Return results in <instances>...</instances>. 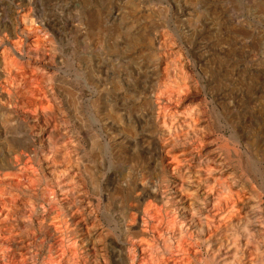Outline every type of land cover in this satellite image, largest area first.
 Instances as JSON below:
<instances>
[{
    "label": "bare ground",
    "instance_id": "obj_1",
    "mask_svg": "<svg viewBox=\"0 0 264 264\" xmlns=\"http://www.w3.org/2000/svg\"><path fill=\"white\" fill-rule=\"evenodd\" d=\"M23 1L29 2L32 0H23ZM222 1H224V0H222ZM259 2H260V0H259ZM21 4H24V3H21ZM26 6H27V4H26ZM250 6H251V4H250ZM191 7L192 6H190V8ZM214 7H216V6H214ZM256 7L259 9V11L261 13H264V1L257 3ZM28 8H29V6H28ZM29 9L28 10L26 9L25 11L21 12V14H19L20 16L17 15L18 16L17 19L12 18L14 20L12 21L11 27L9 28V30L11 29L10 36H9V38H6L7 40L4 41L2 47H0V94L2 95V98L0 100V109L2 110V111H0V144L3 145L4 151H5L3 154H5L7 156L6 160L3 158L6 161L4 163V165L2 166L3 168H0V264H26V259L27 258L29 259L28 253H27V248H28L27 246L31 243L37 248V250H40L44 247L43 245L46 241L48 242V247L46 248V254L43 257L42 261L38 262L40 264H98V256H99V254H101V253H99V248H101L100 242L102 241L101 240L102 237H101V233H100L101 229H102V225H107V227L110 228L109 225L111 222V218L109 216H107L108 213L106 215H104L103 210L105 209V212L108 211L109 207H110L109 201H112L118 197L117 188L115 186L114 181L112 179H111L112 182L109 180L111 182V184H110V187L108 188L107 195H106L107 199L104 203L103 202L104 196L102 193L103 191H101L100 182H99L100 181V179H99L100 175H98L99 174L98 168H97L98 165H97V163L94 165V162L89 160L85 155L86 146L90 141L85 146V144H84L85 142L82 139H79V133H78L79 130H78V132H76L75 128H74L75 130L72 129L71 131H69L67 128H62V126L65 125V123H64L65 122V118H64L65 114L66 113L68 114L69 112H70L69 117L71 116V120H73L72 121L73 123L74 122H76V123L81 122L80 124L83 125L84 120L82 122L79 111L77 109V102L76 101L79 99V97L77 96V94L72 92L73 87L71 89L67 85H62V87L60 88L59 86L61 85V83H60L61 80H57L56 78H54L56 75L54 77H53V75H51V73L52 72L55 73L54 71L56 70L54 64L59 63L58 61L60 60V58H59L60 56L59 57L57 56V54H58L57 52L59 50V48H57V40H58V35H60V34H58L57 31H55L53 29V27H52L53 25L51 26L52 28L49 27V25H48L49 23H47L44 20V18L42 17V15L39 14L38 8H37L38 11L36 9L35 10H31V9L29 10ZM212 9H214V8H212ZM258 9H257V11H258ZM195 11H193V12L196 13ZM16 12H18V11H16ZM130 12L132 13L133 11H130ZM224 14H225V12H224ZM258 14H259V12H258ZM133 15H135V14H133ZM192 16H193V14H192ZM13 17H15V16H13ZM89 17H91V15ZM95 17H97V15ZM100 19H102V18H100ZM100 19H99V21H100ZM135 19H139V17L135 18ZM205 19H207V18H205ZM83 20H84V18H83ZM85 20L88 21V19H85ZM78 21H80V19ZM89 21H91V20H89ZM89 21H88V23H89ZM146 21H147V19H146ZM80 22H83V21H80ZM194 22H196V21H194ZM6 23H7V21H6ZM52 23L54 24V22H52ZM77 23H79V22H77ZM84 23L86 24V22H84ZM138 23L139 22H137V24ZM156 23H157V21H156ZM75 24H76V21H75ZM96 24L97 23H95V25ZM143 24H144V22H143ZM219 24L220 23H218V25ZM211 25H210V27H212ZM147 26H149V24ZM163 26H161V27H163ZM64 27H62L63 30H64ZM86 27H87V25H86ZM136 27H137V25H136ZM77 28L79 29V27H77ZM91 28H93V27H91L89 25L88 30H93ZM214 28H215V26H214ZM229 28H227V29H229ZM142 29H143V31H141V32L139 31L140 34L134 38V42L142 44L143 46L150 48L151 51L153 52V56H157V52L159 50L161 51L162 48L159 46H158V48H155L154 47L155 46L154 39L151 38V36L148 34V32L146 31V28H142ZM72 31H74V30H72ZM96 31L98 32V30H96ZM132 31H137V30H132ZM165 31H164V33H165ZM181 31H182V29H181ZM189 31H190V29H189ZM202 31L200 33H202ZM89 32H91V31H89ZM89 32H88V34H89ZM100 32H99V34H101ZM175 32H177V31H175ZM78 33H80V32H78ZM167 33H169V32H167ZM184 33H186V32H184ZM85 34H87V33H85ZM176 34H178V33H176ZM190 34L192 35V33H190ZM1 35H2V33H1ZM162 35H163V33H162ZM95 36H97V35H95ZM128 36H130V35L128 34ZM90 37H91V35H90ZM92 37H93V35H92ZM170 37H172V36H170ZM208 37H209V35H208ZM252 37H254V36H252ZM100 38H101V36H100ZM243 38H246V36ZM66 39H68V37ZM102 39H103V37H102ZM160 39H162V36ZM233 41H234V39H233ZM82 42H83V40H82ZM94 42H96V41H94ZM99 42H100V40H99ZM160 42H162L161 46L165 45L164 40L160 41ZM204 42L209 43V41H204ZM262 42H264V41H262ZM84 43H85V39H84ZM97 43H98V41H97ZM167 43H168V40H167ZM172 43H174V42H172ZM244 43H245V41H244ZM90 44H92V43H90ZM107 44H108V42H107ZM59 45H58V47H60ZM67 45H69V44H67ZM61 46H63V45H61ZM91 46L93 48V45H91ZM91 46L89 48H91ZM94 46H96V45H94ZM201 46H203V45H201ZM177 47H179V46H177ZM60 48H62V47H60ZM73 48H74V46H73ZM107 48H109V47H107ZM113 48H112V50H113ZM123 48H125V47H123ZM134 48H136V47H134ZM82 49H85V48H82ZM82 49H80V50L82 51ZM194 49L196 50V48H194ZM252 49H254V48H252ZM262 49H264V45H262ZM60 50H62V49H60ZM123 50L125 51V49H123ZM256 50L254 52H257ZM75 51H76V49H75ZM113 51H115V50H113ZM127 51L129 52V50H127ZM131 51L134 53L133 50H130V52ZM85 52H87V51H85ZM138 52H140V50L137 51V54H138ZM163 52H164V50H163ZM250 52H252V50ZM68 53H70V52L68 51ZM82 53H83V51H82ZM178 53H179V51H178ZM260 53H261V55L264 54L261 51H260ZM87 54H89V51L87 52ZM125 54H126V52H125ZM184 54H186V53H184ZM247 54H250V53H247ZM253 54H251V55H253ZM65 55H67V54H65ZM255 55H256V53H255ZM158 56H160V55H158ZM175 56H177V55H175ZM205 56H207V55H205ZM256 56H258V55H256ZM262 56H264V55H262ZM134 57H135V55H134ZM170 57H172V56H170ZM185 57H187V56H185ZM214 57H216V55ZM230 57H232V55ZM243 57H244V55H243ZM253 57H255V56L253 55ZM256 58H258V57H256ZM63 59H64V57H63ZM170 59H172V58H170ZM180 59H178V60H180ZM199 59H201V58H199ZM212 59H213V57H212ZM214 59H216V58H214ZM232 59H233V57H232ZM92 60L93 59H91V61ZM169 60L166 57H164V55H163L161 57H158L154 61V69H155V73L157 75L156 80L154 81L155 82L154 86H152L153 87L152 93H154V100H152V101L149 100L147 104L142 103V106L144 105L143 108H145L144 111H142V112H144V113L146 112V117H147L146 123H145L146 127H144L146 137H147V138H145L146 139V145H145L146 148L145 149L147 150V152H144V153H145V155L148 154V157H146V158L148 159V162H150L149 164L152 165V169L154 170V171H152V172H154L152 177H158L159 173L163 174L164 177L162 176L160 181H157L156 184H154V183L157 179L154 182H150L148 184L149 186L147 185L145 187L143 184L139 183L140 185H138V183H135L132 191L130 190L131 192L128 191V192L123 193L122 195L119 193L121 195L120 199H122V198L126 199L129 196H131V198L134 199L133 202L135 201V203H137L141 199L146 200V201H144V203H145L143 205L144 208L142 207L143 210L139 211V210L135 209L133 212L132 211H130V212L125 211L126 214L123 215V225H122L123 226V229H122L123 232L122 233H124V235L127 238H129V241H128L129 247H127V246L125 247L126 248V252H125L126 255L121 257V264H146L147 263L146 259L151 260V261L153 260L154 264H193V263L195 264V262L196 263L199 262V257L201 256L199 250L202 247L204 248V251L209 256V259L211 261L210 264H264V237H262L259 234V232H261V231L259 229H257V221L252 218L253 215L255 217V214L257 212H259L260 215L262 217H264V201L261 200L262 202H259L257 205L255 202L256 200H260L261 195L264 194V136H262L260 138L259 136L255 135L254 133H253L254 135L251 136V127L254 128L253 125L252 126L245 125L242 128V126H240V125L236 126L233 124L232 119L230 118V115H229V111H231L229 109V107L231 104L229 102L227 103V111H225V104L224 103H226V102H224V103L222 102L223 101L222 98H224V97H222L221 96L222 94H219V92H218V89L220 88V86H219V84L216 85V84L212 83V77L208 76L209 74L207 75V73L209 72L208 70H206L207 66L205 64L201 63V65L197 66L196 71H198L199 73L201 72L200 76L204 77L205 83L206 82H208V83L203 84L202 80L198 81L199 78L195 79V80H197L200 83V84L199 83L198 84H199V88H200L201 92L203 93V96L205 97V99H204V97L202 96L204 99L205 105H209V108H208L209 111L207 114L209 115L211 122L207 119L210 122V124H205L204 120H203V114L205 113V111L199 106L200 105L199 104L200 99H199V101H197L198 103L191 102L190 97H192L191 96L192 92L190 91V89L193 87H191L192 83H189L190 86H188V84H187V82L190 79L187 80L185 78L187 80L186 83L183 80L181 81L179 79L178 80L180 82L179 81L177 82L175 80H170V78H171L170 76H172V75L169 76L170 73L169 74L167 73V71H169V70H163V72L160 71L161 73H159V68H160L161 63L164 62V65H166V67H167ZM190 60H192V59L190 58ZM248 60H249V58H248ZM173 61H174V59H173ZM260 61H261V59H260ZM60 62H61V60H60ZM149 62L150 61H148V63ZM212 62H213V60H212ZM223 62L221 61V63H223ZM227 62H228V60H227ZM258 62H259V60L256 63H258ZM111 63L114 64V62H111ZM151 63H152V60H151ZM143 64H144V62H143ZM216 64H218V63H216ZM80 65H82V64H80ZM149 65H147L146 68H148ZM188 65H189V63H188ZM207 65H208V63H207ZM210 65L211 64H209L208 66H210ZM180 66H181V64H180ZM81 67H83V66H81ZM166 67H165V69H166ZM121 68H123V67L121 66ZM162 68H163V66H162ZM226 68H227V66H226ZM259 68H260V66H258V69ZM70 69H72V68H70ZM99 69L100 68L98 67V70ZM119 69H120V67H119ZM119 69H118V71H119ZM230 69H232V68H230ZM262 70H264V69H262ZM87 71H89V70H87ZM94 71H95V69H94ZM124 71H125V69H124ZM175 72H176V70H175ZM61 73H63V72H61ZM95 73H97V72H95ZM127 73H128V70H127ZM217 73H219V71ZM235 73H237V72H235ZM56 74H58V73H56ZM86 74H88V73L86 72ZM93 74L94 73H92L91 75H93ZM183 74H184V72H183ZM62 75H64V74H62ZM94 75H96V74H94ZM116 75H118V73ZM175 75L177 76V74H175ZM185 75H186V72H185ZM115 76H113V77H115ZM180 76H179V78H180ZM113 77H112V79H115ZM183 77H184V75H183ZM220 77H221V75H220ZM117 78H118V76H117ZM222 78L224 79V77H222ZM116 79H115V81H116ZM241 80H242V78H241ZM117 81H119V80H117ZM226 81H227V79H226ZM111 82H114V81L111 80ZM152 82H153V80H152ZM256 82H257V84L264 82V72L258 73V78L256 79ZM119 83H120V81H119ZM193 83H194V81H193ZM215 83H217V82H215ZM100 84H98V85H100ZM84 85H86V84H84ZM92 85H94V84H92ZM244 85H245V83H244ZM240 86H241V84H240ZM100 87H102V86H100ZM216 87H219V88L216 89ZM237 87H238V85L236 86V88ZM246 87H247V85H246ZM242 88L246 89L245 87H242ZM257 88H259V87H257ZM244 89H243V91H244ZM248 91H249V89H248ZM201 92L199 91L200 94H201ZM252 92H254V91H252ZM91 93L93 94V91ZM126 93H127V91H126ZM238 93H239V91H238ZM256 93H258V92H256ZM100 94H102V93H100ZM110 94H113V93H110ZM122 94H125V93L123 92ZM253 94H255V93H253ZM58 95L61 96V100H59ZM102 95H104V94H102ZM228 95H231V94H228ZM228 95L226 96V98L228 97ZM80 96H83V95L81 94ZM193 97H194V95H193ZM260 97H258V98H260ZM88 98H90V96ZM113 98H115V97H113ZM207 98H209L210 100H208ZM131 100H132V98H131ZM261 100L264 101V96L261 97ZM80 101L78 100V102H80ZM230 102L232 103V101H230ZM81 103L82 102H80V104ZM197 104H199V105H197ZM254 104L256 105V103H254ZM261 104L264 105V103H260V105ZM126 105L127 104H125V106ZM139 106L135 105V107H139ZM90 107H89V109H90ZM113 107L115 108V106H113ZM232 107H233V105H232ZM98 108H97V110H98ZM236 108H238V107H236ZM243 110H244V108H243ZM80 111H82V109ZM252 111H253V109H252ZM138 112H140V110H137V109L134 110V113H138ZM94 113H96V112H94ZM104 113H106V112H104ZM82 114L84 115V113H82ZM128 114H129V112H128ZM262 114H264V113H262ZM110 115H112V113ZM114 115H116V113ZM118 115H120V113ZM87 117H89V116L87 115ZM252 117H253V115H252ZM240 118H243V117L240 116ZM250 118H249V120H250ZM262 118H264V116H262ZM91 119H93V118H91ZM117 120H118V118H117ZM122 120H124V119L122 118ZM87 121H88V123L90 122L89 120H87ZM262 121H264V120H262ZM102 122H103V120H102ZM102 122H100V123H102ZM104 122H105V119H104ZM115 122H116V119H115ZM237 122H238V124H240L239 120ZM254 122H252V123L254 124ZM84 123H87V122H84ZM257 123L258 122H256V124ZM133 124H134V122H133ZM262 124H264V123H262ZM78 125H79V123H78ZM229 125H232L233 129H230L231 127L229 128ZM241 125H242V123H241ZM135 126H136V123H135ZM67 127H68V125H67ZM72 127H74V126H72ZM84 127L82 126L83 129H84ZM209 127H212L214 132L218 134L217 138H215L214 140L210 139V137H209V135H210V132H209L210 128ZM91 128L94 130L93 127H91ZM107 128H108V126H107ZM126 128L128 129V127H126ZM129 128H130V126H129ZM135 128H133V129H135ZM130 129H132V127ZM261 129H262L261 132L264 133V128H261ZM98 130H101V129H98ZM132 131H135V130H132ZM94 132H95V130H94ZM105 132H107V131H105ZM124 132H125V130H124ZM255 132H258V131H255ZM259 133H260V131H259ZM114 134L116 135V132ZM108 137H109V134H108ZM220 140H222V142L219 144ZM117 141H119V140H117ZM104 143H105V141H104ZM118 143H120V141ZM128 144H129V142L127 143V145ZM95 145H96L95 143L91 142L89 146H90V148H92V147L95 148ZM112 145H109V146H112ZM121 145H123V144H121ZM125 145L126 144H124V147H125ZM212 145H215L216 149H214V148L211 149L210 146H212ZM89 146H87V147H89ZM115 146H114V148H115ZM124 147L121 146L120 154L122 156H125L128 158L129 155L126 154L127 151L124 149ZM0 149L2 150V148H0ZM103 149H104V147H103ZM109 150H111V149H109ZM217 151H219L220 153L225 151V155H224L225 159H223V157L221 155H217ZM105 152H107L106 149H105ZM97 153H96V155H97ZM138 154L139 153L137 152V156H138ZM111 155H113V154L111 153L110 156ZM131 155L130 156L132 158L136 157V155L134 157L133 152L131 153ZM102 157H104V156H102ZM125 157H123V159ZM139 158L140 157H138V159ZM97 161L99 162V159ZM116 161H117V159H116ZM230 161L238 162V164L242 168V171L244 172V175H245V178H244L245 181L244 182H242L240 180V178L236 176V174H235L236 171L229 169L228 162H230ZM123 162H124V160H123ZM130 162H131V160H130ZM144 164H145V161H144ZM149 164H148V166H149ZM232 164L233 163H231V165ZM236 164L234 163V165H236ZM100 166H101V164H100ZM139 167H141V166H139ZM103 168H101V169L104 170ZM132 169H135V168H132ZM5 170H9V173H8V171L6 173ZM141 172H143V171H141ZM137 173H139V172H137ZM14 177L15 178L17 177L20 180L12 179ZM3 178H6V180H8V181H6V182L3 181V180H5ZM7 178H9V179H7ZM133 179H134V177L132 178V182H133ZM140 179H141L140 180V182H141L143 177H141ZM168 181H169V183H168ZM138 182H139V180H138ZM120 186H122V184ZM125 186H127V185H125ZM125 186H123V188ZM247 186H250L251 190H249V192L247 191ZM164 188L170 190L169 191V192H171L170 198H168L167 196L166 197L164 196V193H166L163 191ZM102 190H104V189H102ZM15 191H17L18 194H20L22 196V198H19L18 197L19 195L15 196L14 195ZM202 200H204V201H202ZM172 203H173V205H174V203H176V207H172V205H171ZM245 204L249 205L248 206L249 211L247 210L249 212V214H247L246 210L244 209ZM135 206L133 208H135ZM137 206H138V204H137ZM120 207H122V206H120ZM115 209H116V207H115ZM114 214H116V213H114ZM112 216H113V214H112ZM262 226H264V225H261V227ZM118 230H119V228H118ZM130 237H132V239L134 238L135 240L132 242L130 240ZM165 237H167V238H165ZM107 239L109 241L110 246L116 245L115 242L113 241V239L111 240V239H109V237H107ZM172 241H175V243H174L175 245L170 244V243H172ZM122 242H124V241H122ZM104 245L106 246V244H104ZM102 252H103V250H102ZM118 254H119V251H118ZM36 257H37V253L32 254V258H33L34 262H36V260H37ZM203 259H204V257H203ZM205 259H204V261H205ZM201 262H202V260H201ZM35 264H37V262Z\"/></svg>",
    "mask_w": 264,
    "mask_h": 264
},
{
    "label": "rangeland",
    "instance_id": "obj_2",
    "mask_svg": "<svg viewBox=\"0 0 264 264\" xmlns=\"http://www.w3.org/2000/svg\"><path fill=\"white\" fill-rule=\"evenodd\" d=\"M33 1V2H32ZM29 2L23 1V0H0V47H2L4 41H6V38H9L11 29V23L14 19H17L19 14L21 12L28 10L29 8L31 10H37L39 14L42 15L44 20L49 23V27L57 31L58 34V40H57V48L58 54L57 56L60 58L58 61L59 63H55L54 66L56 70L55 73H51L54 78L57 80H61V85H67L71 89L73 87V93L77 94L79 97V101L77 102V109L79 111L81 120L84 123L83 125L80 124L81 122H72L70 112L65 114V127L62 126V128H67L69 131L72 129H76V132L79 130V139H82L86 144L88 143L90 145L91 142L95 143V148L87 144L85 149V155L86 157L94 162V165L97 163L98 165V175L100 179V187L101 191H103L104 200L105 203L107 199V191L110 187V184L112 180L115 183V186L117 188L118 197L112 201H109L110 207L109 210L105 212V209L103 210L104 215L108 213L107 216L111 218L110 222V228L107 227V225H102L101 229V237L102 241L100 242L101 248H99V256H98V264H121V257L126 255V246H128L129 238H127L124 233H122L123 229V215L126 214V212L134 211L136 210H143L144 208V200H139L137 203L134 199L129 196L128 198L120 199L121 195L125 192L132 191L134 188V184L138 183V185L143 184L144 187L147 186L150 182H154L156 184L157 181H160L161 177L164 175L159 173L158 177H152L154 171L152 169V165H150L148 162V154L145 155L144 152H147L145 149L146 145V133L145 128L146 127V112L144 111L145 108L143 104H147L148 101L154 100V93H152V86H154V81L156 80V73L154 69V61L158 58L164 55L169 62L168 66L164 65V62L161 63L159 68V73L163 72V70H169L167 73L172 76H170V80H183L185 83L187 80L188 86H190L189 83H192L191 87L189 88L192 92V97H190L191 102L198 103L205 113L203 114V120L205 124H210L211 119L209 115L207 114L209 111V105H205L203 96V93L201 92L199 88V80L203 81V84L205 83L204 77H201L197 70V66L202 64H205L207 66L206 70L209 72L207 73L208 76L212 77V83L220 86L216 87L218 89L219 94H222L221 96L224 97L223 103L225 104V111H227V103L229 102L231 105L229 109L232 111H229L230 118L232 119V122L236 126H242V128L245 125L254 126L251 127V136L257 135L260 138L264 136V133H262V129L264 128V105H260V103H264V101L261 100V97L264 96V82L257 84L256 79L258 78V73L264 72V54L261 55L260 51L264 53V49H262V45H264V13H261L259 9L256 7L257 3H260L264 0H32ZM82 1V2H81ZM194 1V2H193ZM226 1V2H225ZM247 1V2H246ZM253 1V2H252ZM211 2V3H210ZM24 3V4H21ZM32 3V4H31ZM193 3V4H192ZM248 5H247V4ZM27 4V6H26ZM217 4V5H216ZM251 4V6H250ZM256 4V5H255ZM31 5V6H30ZM34 5V6H33ZM132 5V6H131ZM208 5V6H207ZM212 5V6H211ZM23 6V7H22ZM29 6V8H28ZM36 6V7H35ZM136 6V7H135ZM190 6H192L190 8ZM207 6V7H206ZM216 6V7H214ZM219 6V7H218ZM222 6V7H221ZM249 6V7H248ZM253 6V7H252ZM201 7V8H200ZM214 8V9H212ZM254 8V9H253ZM29 9V10H30ZM42 9V10H41ZM131 9V10H130ZM187 9V10H186ZM196 13H194L193 11ZM211 9V10H210ZM227 9V10H226ZM258 9V11H257ZM186 10V11H185ZM18 11V12H16ZM130 11H133L132 13ZM138 11V12H137ZM152 11V12H151ZM216 11V12H215ZM254 11V12H253ZM188 12V13H187ZM193 12V13H192ZM201 12V13H200ZM210 12V13H209ZM225 12V14H224ZM227 12V13H226ZM259 12V14H258ZM95 13V14H94ZM206 13V14H205ZM58 14V15H57ZM91 17H89L90 15ZM99 14V15H98ZM125 14V15H124ZM130 16H129V15ZM135 14V15H133ZM152 14V15H151ZM193 14V16H192ZM211 14V15H210ZM218 14V15H217ZM221 14V15H220ZM18 15V16H17ZM44 15V16H43ZM78 15V16H77ZM86 15V16H85ZM94 15V16H93ZM97 15V17H95ZM140 15V16H139ZM209 15V16H208ZM258 15V16H257ZM15 16V17H13ZM99 16V17H98ZM223 16V17H222ZM62 17V18H61ZM139 19H135L138 18ZM153 17V18H152ZM199 17V18H198ZM202 19H201V18ZM227 17V18H226ZM14 18V19H12ZM85 19L91 20L88 21ZM102 18V19H100ZM122 18V19H121ZM129 20H128V19ZM207 18V19H205ZM215 18V19H214ZM258 18V19H257ZM49 19V20H48ZM80 19V22L78 21ZM100 19V21H99ZM143 19V20H142ZM147 19V21H146ZM194 19V20H193ZM198 19V20H197ZM201 21H200V20ZM230 19V20H229ZM56 20V21H55ZM141 20V21H140ZM176 20V21H175ZM186 20V21H185ZM7 21V23H6ZM11 21V22H10ZM62 21V22H61ZM74 21V22H73ZM76 21V24H75ZM130 21V22H129ZM132 21V22H131ZM139 22L137 24V22ZM157 21V23H156ZM196 21V22H194ZM206 21V22H205ZM233 21V22H232ZM54 22V24L52 23ZM65 22V23H64ZM79 22V23H77ZM86 22V24L84 23ZM135 22V23H134ZM144 22V24H143ZM174 22V23H173ZM179 22V23H178ZM194 22V23H193ZM206 24H204V23ZM68 23V24H67ZM95 23H97L95 25ZM142 23V24H141ZM156 23V24H155ZM162 23V24H161ZM201 25H200V24ZM214 23V24H213ZM218 23H220L218 25ZM228 23V24H227ZM233 23V24H232ZM72 26H71V25ZM140 24V25H139ZM149 24V26H147ZM212 24V25H211ZM53 25V26H52ZM76 25V26H75ZM87 25V27H86ZM89 25L93 28V30H88ZM129 27H128V26ZM137 25V27H136ZM164 25V26H163ZM172 25V26H171ZM185 25V26H184ZM210 25L212 27H210ZM218 25V26H217ZM226 25V26H225ZM241 25V26H240ZM52 26V27H51ZM60 26V27H59ZM65 26V27H64ZM67 26V27H66ZM75 26V27H74ZM100 26V27H99ZM135 26V27H134ZM141 26V27H140ZM163 26V27H161ZM215 26V28H214ZM221 26V27H220ZM228 26V27H227ZM257 26V27H256ZM56 27V28H55ZM64 27V30L63 28ZM79 27V29L77 28ZM230 27V28H229ZM239 27V28H238ZM249 27V28H248ZM7 28V29H6ZM67 28V29H66ZM77 28V29H76ZM101 28V29H100ZM126 28V29H125ZM130 28V29H129ZM134 28V29H133ZM142 28H146V31L151 36V38L154 39L155 42V48L161 47V51L159 50L157 52V56H153V52L150 48L143 46L142 44L135 43L134 38L137 37L141 31H143ZM168 28V29H167ZM177 28V29H176ZM209 28V29H208ZM229 28V29H227ZM61 29V30H60ZM71 29V30H70ZM98 30V32L96 30ZM137 31H132V30ZM140 29V30H139ZM142 29V30H141ZM182 29V31H181ZM190 29V31H189ZM231 29V30H230ZM59 30V31H58ZM67 30V31H66ZM74 30V31H72ZM83 30V31H82ZM125 30V31H124ZM163 30V31H162ZM166 30V31H165ZM171 30V31H170ZM203 30V31H202ZM212 30V31H211ZM229 30V31H228ZM241 30V31H240ZM248 30V31H247ZM250 30V31H249ZM4 31V32H3ZM72 31V32H71ZM76 31V32H75ZM91 31V32H89ZM93 31V32H92ZM95 31V32H94ZM101 31V32H100ZM140 31V32H139ZM154 31V32H153ZM165 31V33H164ZM173 31V32H172ZM177 31V32H175ZM188 31V32H187ZM202 31V33H200ZM206 31V32H205ZM228 31V32H227ZM234 31V32H233ZM259 33H258V32ZM80 32V33H78ZM89 32V34H88ZM99 32L101 34H99ZM169 32V33H167ZM186 32V33H184ZM251 32V33H250ZM2 33V35H1ZM66 33V34H65ZM87 33V34H85ZM163 33V35H162ZM172 33V34H171ZM178 33V34H176ZM183 33V34H182ZM192 33V35L190 34ZM195 33V34H194ZM65 34V35H64ZM72 34V35H71ZM128 34L130 36H128ZM135 34V35H134ZM167 34V35H166ZM189 34V35H188ZM221 34V35H220ZM257 34V35H256ZM4 35V36H3ZM62 35V36H61ZM77 35V36H76ZM91 35V37H90ZM93 35V37H92ZM97 35V36H95ZM124 35V36H123ZM176 35V36H175ZM181 35V36H180ZM201 35V36H200ZM209 35V37H208ZM235 35V36H234ZM251 35V36H250ZM259 35V36H258ZM87 36V37H86ZM89 36V37H88ZM101 36V38H100ZM162 36V39H160ZM172 36V37H170ZM237 36V37H236ZM240 36V37H239ZM246 38H243L245 37ZM254 36V37H252ZM3 37V38H2ZM5 37V38H4ZM68 37V39H66ZM95 37V38H94ZM98 39H97V38ZM103 37V39H102ZM125 37V38H124ZM165 37V38H164ZM168 37V38H167ZM185 37V38H184ZM191 37V38H190ZM214 37V38H213ZM62 38V39H61ZM75 38V39H74ZM85 43H84V39ZM91 38V39H90ZM100 38V39H99ZM157 38V39H156ZM190 38V39H189ZM195 38V39H194ZM206 38V39H205ZM230 38V39H229ZM238 38V39H237ZM242 38V39H241ZM259 38V39H258ZM5 39V40H4ZM66 39V40H65ZM93 39V40H92ZM106 39V40H105ZM132 39V40H131ZM170 39V40H169ZM197 39V40H196ZM234 39V41H233ZM83 40V42H82ZM91 42H90V41ZM100 40V42H99ZM159 40V41H158ZM165 45L161 46L163 41ZM168 40V43H167ZM177 40V41H176ZM184 40V41H183ZM218 40V41H217ZM240 40V41H239ZM254 40V41H253ZM66 41V42H65ZM69 41V42H68ZM72 41V42H71ZM96 41V42H94ZM98 41V43H97ZM157 41V42H156ZM171 41V42H170ZM204 41H209L204 42ZM216 43H215V42ZM220 41V42H219ZM223 41V42H222ZM238 41V42H237ZM245 41V43H244ZM257 41V42H256ZM59 42V43H58ZM62 42V43H61ZM82 42V43H81ZM102 42V43H101ZM108 42V44H107ZM174 42V43H172ZM218 42V43H217ZM229 42V43H228ZM233 42V43H232ZM236 42V43H235ZM61 43V44H60ZM87 43V44H86ZM92 43V44H90ZM101 43V44H100ZM106 43V44H105ZM129 43V44H128ZM262 43V44H261ZM60 44V45H59ZM69 44V45H67ZM79 44V45H78ZM87 46H86V45ZM98 44V45H97ZM101 46H100V45ZM116 44V45H115ZM133 44V45H132ZM184 44V45H183ZM192 44V45H191ZM239 44V45H238ZM251 44V45H250ZM254 44V45H253ZM58 45L60 47H58ZM63 45V46H61ZM74 48H73V46ZM93 45V48L92 46ZM96 45V46H94ZM129 45V46H128ZM136 45V46H135ZM141 45V46H140ZM190 45V46H189ZM203 45V46H201ZM206 45V46H205ZM211 45V46H210ZM84 46V47H83ZM91 46V48H89ZM100 48H99V47ZM127 46V47H126ZM136 48H134V47ZM179 46V47H177ZM200 46V47H199ZM221 46V47H220ZM247 46V47H246ZM70 47V48H69ZM109 47V48H107ZM114 47V48H113ZM117 47V48H116ZM125 47V48H123ZM129 47V48H128ZM132 47V48H131ZM138 47V48H137ZM172 47V48H171ZM204 47V48H203ZM85 48V49H82ZM98 48V49H97ZM115 50L113 51L112 50ZM128 48V49H127ZM141 48V49H140ZM174 48V49H173ZM196 48V50L194 49ZM206 48V49H205ZM249 50H248V49ZM254 48V49H252ZM259 48V49H258ZM261 48V49H260ZM62 49V50H60ZM76 49V51H75ZM82 49V51L80 50ZM125 49V51L123 50ZM181 49V50H180ZM189 49V50H188ZM201 49V50H200ZM252 52H250L251 50ZM257 49V50H256ZM66 50V51H65ZM80 50V51H79ZM112 50V51H111ZM121 52H120V51ZM123 50V51H122ZM129 50V52L127 51ZM130 50H133L134 53ZM140 50V52L137 51ZM164 50V52H163ZM211 50V51H210ZM241 50V51H240ZM257 52H254V51ZM68 51L70 53H68ZM89 51V54L87 52ZM101 51V52H100ZM167 51V52H166ZM173 51V52H172ZM179 51V53H178ZM200 51V52H199ZM227 51V52H226ZM229 51V52H228ZM235 51V52H234ZM62 52V53H61ZM79 54H78V53ZM92 52V53H91ZM123 52V53H122ZM126 52V54H125ZM223 52V53H222ZM60 53V54H59ZM67 55H65V54ZM128 53V54H127ZM159 53V54H158ZM178 53V54H177ZM186 53V54H184ZM219 53V54H218ZM239 53V54H238ZM246 53V54H245ZM250 53V54H247ZM254 53V54H253ZM258 55L256 56L255 55ZM63 54V55H62ZM71 54V55H70ZM86 54V55H85ZM151 54V55H150ZM169 54V55H168ZM183 54V55H182ZM188 54V55H187ZM209 54V55H208ZM218 54V55H217ZM228 54V55H227ZM253 54L255 57H253ZM76 55V56H75ZM89 55V56H88ZM96 55V56H95ZM125 55V56H124ZM135 55V57H134ZM145 55V56H144ZM160 55V56H158ZM168 55V56H167ZM177 55V56H175ZM203 55V56H202ZM207 55V56H205ZM216 55V57H214ZM232 55V57H230ZM244 55V57H243ZM261 55V56H260ZM64 59H63V57ZM88 56V57H87ZM98 56V57H97ZM172 56V57H170ZM187 56V57H185ZM210 56V57H209ZM222 56V57H221ZM74 57V58H73ZM76 57V58H75ZM93 57V58H92ZM96 57V58H95ZM154 57V58H153ZM175 57V58H174ZM181 59H180V58ZM194 59H193V58ZM205 57V58H204ZM209 57V58H208ZM213 57V59H212ZM224 57V58H223ZM229 57V58H228ZM239 57V58H238ZM249 60H248V58ZM258 57V58H256ZM68 58V59H67ZM125 58V59H124ZM140 58V59H139ZM190 58L192 60H190ZM201 58V59H199ZM216 58V59H214ZM218 58V59H217ZM223 58V59H222ZM226 58V59H225ZM252 58V59H251ZM75 59V60H74ZM78 59V60H77ZM86 59V60H85ZM91 59H93L91 61ZM147 59V60H146ZM154 59V60H153ZM162 59V58H161ZM174 59V61H173ZM180 59V60H178ZM188 59V60H187ZM213 62H212V60ZM240 59V60H239ZM244 59V60H243ZM261 59V61H260ZM64 62H63V61ZM152 60V63H151ZM228 60V62H227ZM239 60V61H238ZM259 60L258 63H256ZM73 61V62H72ZM91 61V62H90ZM95 61V62H94ZM122 61V62H121ZM148 61H150L148 63ZM173 61V62H172ZM178 61V62H177ZM185 61V62H184ZM211 61V62H210ZM221 61L223 63H221ZM226 61V62H225ZM243 63H242V62ZM63 62V63H62ZM87 62V63H86ZM111 62H114L111 63ZM141 62V63H140ZM144 62V64H143ZM181 62V63H180ZM251 62V63H250ZM76 63V64H75ZM121 63V64H120ZM124 63V64H123ZM147 63V64H146ZM151 63V64H150ZM176 63V64H175ZM189 63V65H188ZM191 63V64H190ZM198 63V64H197ZM211 64L210 66L207 65ZM218 63V64H216ZM230 63V64H229ZM234 63V64H233ZM239 63V64H238ZM250 63V64H249ZM256 63V64H255ZM62 64V65H61ZM82 64V65H80ZM89 64V65H88ZM141 64V65H140ZM150 64V65H149ZM181 64V66H180ZM229 64V65H228ZM249 64V65H248ZM256 66H255V65ZM259 64V65H258ZM262 64V65H261ZM60 65V66H59ZM64 65V66H63ZM72 65V66H71ZM76 65V66H75ZM78 65V66H77ZM88 65V66H87ZM139 65V66H138ZM145 65V66H144ZM148 66V68H146ZM224 65V66H223ZM235 67H234V66ZM68 66V67H67ZM83 66V67H81ZM87 66V67H86ZM97 66V67H96ZM121 66L123 68H121ZM143 66V67H142ZM163 66V68H162ZM175 66V67H174ZM189 68H188V67ZM213 66V67H212ZM216 66V67H215ZM229 69H227L226 68ZM232 66V67H231ZM258 66L260 68L258 69ZM85 67V68H84ZM98 67L100 68L98 70ZM115 67V68H114ZM117 67V68H116ZM120 67V69H119ZM142 67V68H141ZM151 67V68H150ZM166 67V69H165ZM171 69H170V68ZM180 67V68H179ZM65 68V69H64ZM67 68V69H66ZM72 68V69H70ZM84 68V69H83ZM144 68V69H143ZM184 68V69H183ZM195 70H194V69ZM212 68V69H211ZM232 68V69H230ZM235 68V69H234ZM237 68V69H236ZM251 68V69H250ZM59 69V70H58ZM86 69V70H85ZM95 69V71H94ZM119 69V71H118ZM125 69V71H124ZM179 69V70H178ZM181 69V70H180ZM189 71H188V70ZM89 70V71H87ZM97 70V71H96ZM115 70V71H114ZM128 70V73H127ZM176 70V72H175ZM227 72H226V71ZM233 72H232V71ZM93 71V72H92ZM100 71V72H99ZM153 71V72H152ZM161 71V72H160ZM182 71V72H181ZM188 71V72H187ZM219 71V73H217ZM254 71V72H253ZM63 72V73H61ZM74 72V73H73ZM80 74H79V73ZM86 72L88 74H86ZM97 72V73H95ZM184 72V74H183ZM186 72V75H185ZM237 72V73H235ZM58 73V74H56ZM72 73V74H71ZM77 73V74H76ZM92 73L96 75H91ZM118 73V75L116 74ZM122 73V74H121ZM172 73V74H171ZM190 73V74H189ZM228 73V74H227ZM247 73V74H246ZM61 74V75H60ZM62 74H66L65 76ZM90 74V75H89ZM177 74V76L175 75ZM188 74V75H187ZM227 74V75H226ZM246 76H245V75ZM86 75V76H85ZM98 75V76H97ZM103 75V76H102ZM116 75V76H115ZM129 75V76H128ZM181 75V76H180ZM184 75V77H183ZM192 75V76H191ZM215 75V76H214ZM221 75V77H220ZM115 76V77H113ZM118 76V78H117ZM133 78H132V77ZM180 76V78H179ZM187 76V77H186ZM198 76V77H197ZM67 77V78H66ZM69 77V78H68ZM100 77V78H99ZM113 78H117L116 81ZM126 77V78H125ZM129 77V78H128ZM183 77V78H182ZM192 77V78H191ZM197 77V78H196ZM201 77V78H200ZM224 77V79L222 78ZM233 77V78H232ZM236 77V78H235ZM240 77V78H239ZM65 78V79H64ZM108 78V79H107ZM114 82H111V80ZM131 78V79H130ZM187 80H186V79ZM199 78V79H198ZM222 78V79H221ZM235 78V79H234ZM242 78V80H241ZM68 79V80H67ZM102 79V80H101ZM179 79V80H178ZM195 79H198L195 80ZM204 79V80H203ZM227 79V81H226ZM78 80V81H77ZM110 80V81H109ZM119 80V81H117ZM128 80V81H127ZM153 80V82H152ZM221 80V81H220ZM226 82H225V81ZM237 82H236V81ZM245 80V81H244ZM249 80V81H248ZM81 81V82H80ZM92 81V82H91ZM100 81V82H99ZM194 81V83H193ZM214 81V82H213ZM233 81V82H232ZM239 81V82H238ZM251 81V82H250ZM72 82V83H71ZM85 82V83H84ZM130 82V83H129ZM180 82V81H179ZM217 82V83H215ZM224 82V83H223ZM254 84H253V83ZM77 83V84H76ZM101 83V84H100ZM105 83V84H104ZM116 83V84H115ZM170 83V82H169ZM199 83V84H198ZM223 83V84H222ZM245 83V85H244ZM83 84V85H82ZM86 84V85H84ZM94 84V85H92ZM100 84V85H98ZM124 84V85H123ZM172 84V83H171ZM235 84V85H234ZM241 84V86H240ZM243 84V85H242ZM261 84V85H260ZM89 85V86H88ZM111 85V86H110ZM116 85V86H115ZM122 85V86H121ZM234 85V86H233ZM238 87L236 88V86ZM247 85V87H246ZM83 86V87H82ZM88 86V87H87ZM98 86V87H97ZM102 86V87H100ZM127 86V87H126ZM227 86V87H226ZM253 86V87H252ZM255 86V87H254ZM76 87V88H75ZM79 87V88H78ZM82 87V88H81ZM107 87V88H106ZM113 87V88H112ZM116 87V88H115ZM120 87V88H119ZM151 87V88H150ZM230 87V88H229ZM245 87L246 89L242 88ZM251 87V88H250ZM259 87V88H257ZM89 88V89H88ZM93 90H92V89ZM115 88V89H114ZM126 88V89H125ZM130 88V89H129ZM150 88V89H149ZM199 88V89H198ZM233 88V89H232ZM261 88V89H260ZM113 89V90H112ZM194 89V90H193ZM215 89V90H216ZM226 89V90H225ZM235 89V90H234ZM244 89V91H243ZM249 89V91H248ZM252 89V90H251ZM95 90V91H94ZM98 90V91H97ZM121 90V91H120ZM127 93H126V91ZM193 90V91H192ZM196 90V91H195ZM233 90V91H232ZM257 90V91H256ZM93 91V94L91 92ZM101 91V92H100ZM115 91V92H114ZM117 91V92H116ZM201 92V94L199 93ZM235 91V92H234ZM239 91V93H238ZM243 91V92H242ZM254 91V92H252ZM109 92V93H108ZM125 94H122V93ZM258 92V93H256ZM104 95H102V94ZM113 93V94H110ZM199 93V94H198ZM255 93V94H253ZM83 96H80V95ZM225 94V95H224ZM231 94V95H228ZM108 95V96H107ZM128 95V96H127ZM133 95V96H132ZM194 95V97H193ZM228 97L226 98V96ZM246 95V96H245ZM0 100L2 98V95L0 94ZM59 96V100H61V96ZM90 96V98H88ZM111 96V97H110ZM118 96V97H117ZM121 96V97H120ZM124 96V97H123ZM126 96V97H125ZM204 99H203V97ZM237 96V97H236ZM245 96V97H244ZM261 96V97H260ZM81 97V98H80ZM87 97V98H86ZM93 97V98H92ZM106 97V98H105ZM115 97V98H113ZM200 97V98H199ZM260 97V98H258ZM103 98V99H102ZM127 98V99H126ZM132 98V100H131ZM196 98V99H195ZM250 98V99H249ZM255 98V99H254ZM86 99V100H85ZM115 99V100H114ZM126 99V100H125ZM140 99V100H139ZM189 99V100H190ZM193 99V100H192ZM210 100L209 98H207ZM124 100V101H123ZM134 100V101H133ZM146 100V101H145ZM226 100V101H225ZM248 100V101H247ZM95 101V102H94ZM126 101V102H125ZM195 101V102H194ZM232 101V103L230 102ZM107 102V103H106ZM115 102V103H114ZM128 102V103H127ZM146 102V103H145ZM201 102V103H200ZM219 102V101H218ZM235 102V103H234ZM243 102V103H242ZM253 102V103H252ZM234 103V104H233ZM237 103V104H236ZM256 103V105L254 104ZM80 104V105H79ZM125 104H127L125 106ZM139 106V107H135ZM85 105V106H84ZM92 105V106H91ZM122 105V106H121ZM203 105V106H202ZM233 105V107H232ZM235 105V106H234ZM258 105V106H257ZM260 105V106H259ZM90 109H89V107ZM115 106V108L113 107ZM146 106V105H145ZM241 106V107H240ZM251 106V107H250ZM257 106V107H256ZM82 107V108H81ZM98 110H97V108ZM112 107V108H111ZM124 107V108H123ZM130 107V108H129ZM238 107V108H236ZM108 108V109H107ZM130 110H129V109ZM143 108V109H142ZM241 108V109H240ZM244 108V110H243ZM252 109L250 110V109ZM82 109V111H80ZM94 109V110H93ZM140 110L138 113H134V110ZM238 111H237V110ZM240 109V110H239ZM262 109V110H261ZM101 110V111H100ZM105 110V111H104ZM110 110V111H109ZM132 110V111H131ZM207 110V111H206ZM257 110V111H256ZM261 110V111H260ZM0 111H2L0 109ZM109 111V112H108ZM117 111V112H116ZM123 111V112H122ZM81 112V113H80ZM96 112V113H94ZM106 112V113H104ZM112 115H110L111 113ZM120 115H118L119 113ZM129 112V114H128ZM132 112V113H131ZM237 112V113H236ZM258 112V113H257ZM84 113V115L82 114ZM109 113V114H108ZM116 113V115H114ZM118 113V114H117ZM245 115H244V114ZM252 113V114H251ZM256 113V114H255ZM94 116H93V115ZM100 114V115H99ZM104 114V115H103ZM243 114V115H242ZM262 116H261V115ZM87 115L89 117H87ZM97 117H96V116ZM103 117H102V116ZM107 117H106V116ZM208 115V116H207ZM253 115V117H252ZM84 116V117H83ZM92 116V117H91ZM111 116V117H110ZM238 118H237V117ZM243 117V118H240ZM261 116V117H260ZM97 119H96V118ZM106 117V118H105ZM251 117V118H250ZM90 118V119H89ZM93 118V119H91ZM105 122H104V119ZM116 122H115V119ZM118 118V120H117ZM122 118L124 120H122ZM132 118V119H131ZM250 118V120H249ZM261 118V119H260ZM100 119V120H99ZM109 119V120H108ZM121 119V120H120ZM131 119V120H130ZM134 119V120H133ZM206 119V120H205ZM210 121H208V120ZM245 119V120H244ZM253 119V120H252ZM89 120L90 122L88 123ZM92 120V121H91ZM103 120V122H102ZM108 120V121H107ZM126 120V121H125ZM239 123L238 124V121ZM96 123H94V122ZM119 121V122H118ZM128 121V122H127ZM236 121V122H235ZM250 121V122H249ZM255 121V122H254ZM261 121V122H260ZM92 122V123H91ZM102 122V123H100ZM124 122V123H123ZM134 122V124H133ZM246 122V123H245ZM248 122V123H247ZM254 122V124L252 123ZM256 122H258L256 124ZM99 123V124H98ZM104 123V124H103ZM109 123V124H108ZM115 123V124H114ZM136 123V126H135ZM242 123V125H241ZM250 123V124H249ZM75 124V125H74ZM114 124V125H113ZM139 124V125H138ZM238 124V125H237ZM259 124V125H258ZM262 126H261V125ZM68 125V127H67ZM74 127H72V126ZM78 125V126H77ZM94 125V126H93ZM102 125V126H101ZM106 127H105V126ZM125 125V126H124ZM132 127V129L129 128ZM258 125V126H257ZM84 127V129L82 128ZM89 126V127H88ZM108 126V128H107ZM111 126V127H110ZM121 126V127H120ZM123 126V127H122ZM261 126V127H260ZM88 127V128H87ZM93 127L94 130L91 128ZM97 129H96V128ZM103 127V128H102ZM116 127V128H115ZM128 127V129L126 128ZM136 127V128H135ZM231 127V128H230ZM91 128V129H90ZM119 128V129H118ZM126 128V129H125ZM135 128V129H133ZM142 128V129H141ZM210 132V139L217 138V133L214 132L212 127H209ZM230 129H233L232 125H229ZM74 129V130H75ZM101 129V130H98ZM104 129V130H103ZM113 129V130H112ZM121 129V130H120ZM138 129V130H137ZM254 129V130H253ZM81 130V131H80ZM85 130V131H84ZM98 130V131H97ZM115 130V131H114ZM119 130V131H118ZM125 130V132H124ZM135 130V131H132ZM93 131V132H92ZM107 131V132H105ZM121 131V132H120ZM132 131V132H131ZM258 131V132H255ZM260 131V133H259ZM92 132V133H91ZM111 132V133H110ZM116 132V135L114 133ZM126 133V134H125ZM212 133V134H211ZM254 133V134H253ZM103 134V135H102ZM107 134V135H106ZM109 134V137H108ZM114 134V135H113ZM136 134V135H135ZM84 135V136H83ZM97 135V136H96ZM119 135V136H118ZM214 135V136H213ZM115 136V137H114ZM132 136V137H131ZM136 136V137H135ZM94 138V139H93ZM106 140H105V139ZM111 138V139H110ZM120 138V139H119ZM85 139V140H84ZM90 139V140H89ZM109 139V140H108ZM115 139V140H114ZM120 143H118L119 141ZM122 139V140H121ZM94 140V141H93ZM126 140V141H125ZM132 140V141H131ZM139 140V141H138ZM105 141V143H104ZM113 141V142H112ZM129 144L127 145V143ZM135 142V143H134ZM141 142V143H140ZM222 142V140L219 141V144ZM218 143V142H217ZM216 143V144H217ZM113 144V145H112ZM123 144V145H121ZM124 144L125 147H124ZM131 144V145H130ZM215 144V145H216ZM112 145V146H109ZM116 145V146H115ZM124 147V149L127 151L126 154L129 155V157L122 156L120 154L121 146ZM212 145L210 146L211 149H216V146ZM115 146V148H114ZM127 146V147H126ZM99 147V148H98ZM104 147V149H103ZM0 168H3L2 166L6 162L7 156L3 154L4 148L3 145L0 144ZM117 148V149H116ZM129 148V149H128ZM137 148V149H136ZM105 149L107 152H105ZM111 149V150H109ZM135 151H134V150ZM3 151V152H2ZM140 151V152H139ZM98 152V153H97ZM116 152V153H115ZM134 153V157L132 158L131 153ZM136 152V153H135ZM137 152L139 153L137 156ZM142 152V153H141ZM88 153V154H87ZM97 153V155H96ZM113 154L110 156V154ZM99 154V155H98ZM131 155V156H130ZM141 155V156H140ZM143 155V156H142ZM217 155H221L223 159H225V151L220 153L217 151ZM104 156V157H102ZM121 156V157H120ZM100 157V158H99ZM123 157H125L123 159ZM138 157H140L138 159ZM221 157V158H222ZM5 160H4V159ZM122 158V159H121ZM143 160H142V159ZM99 159V162L97 161ZM105 161H104V160ZM113 159V160H112ZM117 159V161H116ZM96 160V161H95ZM124 160V162H123ZM131 160V162H130ZM103 161V162H102ZM113 161V162H112ZM145 161V164H144ZM3 162V163H2ZM138 162V163H137ZM2 163V164H1ZM115 163V164H114ZM125 163V164H124ZM149 166H148V164ZM230 163V164H229ZM231 163H233L231 165ZM234 163L236 165H234ZM101 164V166H100ZM117 165V166H116ZM141 167H139V166ZM228 166L230 170L236 171L235 174L237 177L240 178L242 182H244V172L242 171V168L236 161H230L228 162ZM232 166V167H231ZM104 167V168H103ZM117 167V168H116ZM138 167V168H137ZM147 167V168H146ZM231 167V168H230ZM236 167V168H235ZM103 168L104 170H102ZM111 168V169H110ZM128 168V169H127ZM135 168V169H132ZM140 168V169H139ZM145 168V169H144ZM233 168V169H232ZM101 169V170H100ZM124 169V170H123ZM130 169V170H129ZM144 169V170H143ZM150 169V170H149ZM235 169V170H234ZM113 172H112V171ZM122 170V171H121ZM127 170V171H126ZM135 170V171H134ZM240 170V171H239ZM6 173L9 170H5ZM102 171V172H101ZM125 171V172H124ZM143 171V172H141ZM242 171V172H241ZM107 172V173H106ZM123 172V173H122ZM139 172V173H137ZM5 173V172H4ZM111 173V174H110ZM118 173V174H117ZM146 173V174H145ZM243 173V174H242ZM145 174V175H144ZM149 174V175H148ZM238 174V175H237ZM241 175V176H240ZM150 176V177H149ZM103 177V178H102ZM118 177V178H117ZM133 182H132V178ZM139 177V178H138ZM143 177L142 181L140 182V178ZM145 177V178H144ZM243 177V178H242ZM105 178V179H104ZM110 178V179H109ZM131 178V179H130ZM153 178V179H152ZM167 178V177H166ZM8 181L6 178H3ZM9 179V178H7ZM16 180H20L17 177L12 178ZM112 179V180H111ZM152 179V180H151ZM168 179V178H167ZM166 179V180H167ZM111 182H110V181ZM139 180V182H138ZM149 180V181H148ZM2 181V182H3ZM10 181V180H9ZM107 181V182H106ZM118 181V182H117ZM140 183V184H139ZM169 183V181H168ZM122 184V186H120ZM124 184V185H123ZM167 184V183H166ZM127 185V186H125ZM123 186H125L123 188ZM133 186V187H132ZM149 186V185H148ZM127 187V188H126ZM104 189V190H102ZM125 190V191H124ZM163 190V189H162ZM161 190V191H162ZM168 190V191H167ZM250 186H247V191L249 192ZM130 191V192H131ZM164 196L170 198V190L164 188L163 190ZM121 195H120V194ZM14 195L19 198H22L20 194H18L17 191L14 192ZM169 195V196H168ZM106 197V198H105ZM132 199V200H131ZM131 200V201H130ZM264 201V194L261 195L260 200H256V205L259 202ZM204 201V200H202ZM123 202V203H122ZM130 202V203H129ZM121 203V204H120ZM126 203V204H125ZM128 203V204H127ZM133 203V204H132ZM138 204V206H137ZM249 204V203H248ZM136 205V206H135ZM141 205V206H140ZM172 207H176V203L171 204ZM245 204L244 209L246 210L247 214H249V205ZM255 205V206H256ZM122 206V207H120ZM131 206V207H130ZM135 206V208H133ZM116 207V209H115ZM143 207V208H142ZM114 208V209H113ZM120 208V209H119ZM139 208V209H138ZM243 209V210H244ZM118 210V211H117ZM248 210V211H247ZM110 211V212H109ZM122 211V212H121ZM126 211V212H125ZM118 212V213H117ZM116 213V214H114ZM122 213V214H121ZM111 214V215H110ZM113 214V216H112ZM260 218H259V217ZM258 217V218H257ZM107 218V217H106ZM113 218V219H112ZM117 218V219H116ZM253 219L257 221V229H259L261 232L259 234L264 237V226L261 227V225H264V217L260 215L259 212H257L252 216ZM120 219V220H119ZM261 219V220H260ZM117 221V222H116ZM120 222V223H119ZM120 224V225H119ZM261 224V225H260ZM117 225V226H116ZM122 226V227H121ZM104 227V228H103ZM109 228V229H108ZM119 228V230H118ZM262 228V229H261ZM109 230V231H108ZM111 232V233H110ZM120 232V233H119ZM116 233V234H115ZM118 233V234H117ZM113 234V235H112ZM113 239L116 245H109V241L107 239ZM111 237V238H110ZM167 238V237H165ZM106 239V240H105ZM115 239V240H114ZM130 240L133 242L135 239L130 237ZM31 241V240H30ZM124 241V242H122ZM47 242V241H46ZM44 243V247L40 250H37V248L33 244H29L27 247V253L28 257L26 259V264H40L38 262L42 261L43 257L46 254V248L48 247V242ZM104 242V243H103ZM120 243V244H119ZM127 243V244H126ZM170 243V242H169ZM175 241H172L170 244H174ZM106 244V246L104 245ZM175 245V244H174ZM173 245V246H174ZM109 246V247H108ZM112 247V248H111ZM36 250H35V249ZM101 249V250H100ZM114 251H113V250ZM32 250V251H31ZM103 250V252H102ZM116 250V251H115ZM38 251V252H37ZM119 251V254H118ZM200 257L199 262L195 264H210V259L208 254L204 251V248H200ZM202 251V252H201ZM40 252V253H39ZM123 252V253H122ZM37 253L36 262L33 261L32 254ZM103 253V254H102ZM110 253V254H109ZM205 253V254H204ZM43 254V255H42ZM207 254V255H206ZM117 255V256H116ZM203 255V256H202ZM120 256V257H119ZM40 257V258H39ZM202 257V258H201ZM205 261H204V259ZM32 258V259H31ZM107 258V259H106ZM119 259V260H118ZM102 260V261H101ZM202 260V262H201ZM104 262V263H103ZM108 262V263H107ZM146 264H154V261L147 260ZM194 264V263H193Z\"/></svg>",
    "mask_w": 264,
    "mask_h": 264
}]
</instances>
